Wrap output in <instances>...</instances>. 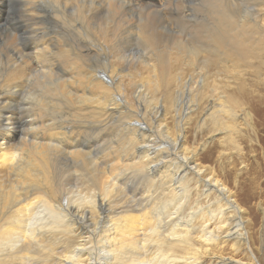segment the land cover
<instances>
[{"label": "bare ground", "instance_id": "1", "mask_svg": "<svg viewBox=\"0 0 264 264\" xmlns=\"http://www.w3.org/2000/svg\"><path fill=\"white\" fill-rule=\"evenodd\" d=\"M263 55L264 0H0V264L256 261L206 154L264 139Z\"/></svg>", "mask_w": 264, "mask_h": 264}, {"label": "rangeland", "instance_id": "2", "mask_svg": "<svg viewBox=\"0 0 264 264\" xmlns=\"http://www.w3.org/2000/svg\"><path fill=\"white\" fill-rule=\"evenodd\" d=\"M263 60L264 55L262 56ZM251 62L253 66L260 63L256 59H252ZM262 65L258 79L264 84V63ZM251 79L255 80L256 78L251 77ZM250 110L253 108L250 107ZM256 111L254 115H257L259 119L257 116L255 119L260 120L263 113L260 110ZM258 131L261 133L252 132V134L250 132V136H245L242 140H238L236 137V141H227L224 143L225 145L220 144L218 151L222 152L223 159L217 160L218 152L206 154L208 162L216 170L217 178L229 189L230 195L242 209L241 219L244 231L243 229L240 231L246 233L248 245L255 255L256 261L251 260L246 244L240 242L234 247L231 245L232 241H229L208 246L207 249L200 244L196 245L202 264H215L224 257L238 260L243 264H264V139L260 138L262 131ZM239 148H241L240 152ZM238 153L240 155H237ZM222 160L224 166L226 163L234 161V168L229 169L232 165L229 164L228 167H224L226 169H222V165H220Z\"/></svg>", "mask_w": 264, "mask_h": 264}]
</instances>
